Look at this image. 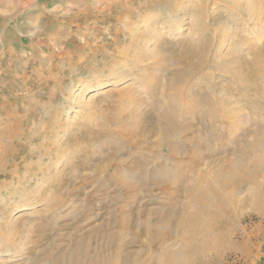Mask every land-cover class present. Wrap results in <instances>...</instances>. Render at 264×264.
I'll use <instances>...</instances> for the list:
<instances>
[{"label":"rangeland","instance_id":"obj_1","mask_svg":"<svg viewBox=\"0 0 264 264\" xmlns=\"http://www.w3.org/2000/svg\"><path fill=\"white\" fill-rule=\"evenodd\" d=\"M188 43L204 44L197 63H205L196 72L177 60ZM254 58L264 63V0H0V264H50L51 257L59 263L62 254L81 255L83 238L105 222L111 228L97 231L92 246L107 257L114 248L103 244L118 234L121 216L133 227L165 217L173 238L164 246L178 254L182 238H193L178 254L192 264H264V170L237 189L231 182L219 189L214 220L201 218L206 225L193 237L188 227L179 236L172 230L185 203L188 213L196 204L178 181H172L179 188L172 199L157 188L127 192L114 180L127 175L130 163L143 166V143L132 145L126 133L151 123L150 107L164 105L174 84L187 96L178 105L182 111L194 103L198 115L209 96L223 118L230 115L228 132L222 119L205 127L191 115L181 118L194 122L195 138L208 133L205 152L235 146L249 128L264 132V79L249 77ZM235 69L249 74L243 80L251 89L226 74ZM259 145L255 153L262 155ZM231 149L214 151L212 161L203 157L199 168L213 174L224 162L221 153L233 159ZM137 176L125 181L138 185ZM127 230L112 243L130 240ZM129 250L141 253L140 264H166L156 246L119 251Z\"/></svg>","mask_w":264,"mask_h":264},{"label":"bare ground","instance_id":"obj_2","mask_svg":"<svg viewBox=\"0 0 264 264\" xmlns=\"http://www.w3.org/2000/svg\"><path fill=\"white\" fill-rule=\"evenodd\" d=\"M231 8H234L237 10V6L234 3H231ZM246 16H248V18H253L252 15L251 16L246 15ZM189 43H192V42H189ZM189 43L187 45H185L184 48L178 53L177 60L187 61V64H189V65H188V68L185 67L186 70H191L192 68H195V72H196L197 70L201 69L203 64L205 63L204 62L201 65H198L199 62L197 63V61H201L202 57H204V55L206 54L204 49H203L204 44H200V45L195 44L194 45V44H189ZM253 50H254V48H253ZM254 53H255V55H257L258 51L255 50ZM253 57H254V55H253ZM154 58H156V56H154ZM156 62L158 63V61H156ZM161 62H160V64H162ZM248 65L251 66V68H252V71L250 70L251 71L250 76H249V74L244 73L241 70H239L240 68L235 69V71H234L235 75L232 73H229V72H227L226 74L231 75L236 80L240 81L242 84L250 87L249 89H251L252 85H250V83L245 82V80H243V79L245 77H248V76L252 77V78H257L258 76H260V77L263 76V79H264V66H263L264 63L262 64L259 59L254 58L253 60H251V62L250 61L248 62ZM183 70L184 69H181L178 71V74H180L179 78L180 79L183 78L182 81H184L188 77L187 76L184 78V75H182ZM193 72H194V70H193ZM171 86H173V85H171ZM171 86L167 87V88H170V90L168 89V91L166 92L167 94L169 93L168 96H170V98L169 99H163L164 105H162L161 107H160V105H153L150 107L149 110H151V112H152V116H151L152 120H151V123L149 125H144V126L142 125V128H140L141 125L136 124L135 126H132L133 128L130 127L132 129H131V131H129V133L127 132V130H125L127 132L126 133V139L128 141H130L132 145L137 146V142L143 143L140 146L142 148L141 151L145 152V154L143 155L144 160H142L143 157H141L143 164H140V166L141 165H143V166L141 168L139 167L137 169V168H135L136 166L133 163H130L128 165V171L126 172L127 175L124 174V175H126V179H125L124 175L117 173V174H115L114 180L120 186L125 188V190L127 192H130V191L136 192V191L142 190L144 188H157L160 191H165L166 193L168 192L171 198L175 197L177 195L178 189H179L178 187L175 188L174 186H172L173 185L172 181H174L175 183L178 181V183L180 185H183V190L185 191L186 196L188 197V202L194 201L196 203L195 204L196 206L193 204V206H192L193 211L191 213H188L186 211V207H188L189 204L184 202L185 205L177 213V215L174 216L175 218L173 219V221L175 224H174V229H172V230L176 231L177 232L176 235H178V234H181L182 226H185V227H188V229L191 233V236L193 237V234H195L197 232L198 228L201 226H204V224L206 223V222L201 223V218L205 217L207 222L210 220L211 221L214 220V219H211L212 218L211 216L213 215V212H212L213 210L211 208H213L215 206V204L217 203L218 199L216 198V196H217V192L219 191V189L227 186L229 184L228 182H231L230 187H232L233 189H237L245 179L246 180L248 179L247 177H249V175L251 173H257V172L259 173V172H262L264 170V156H263L264 154H262V155L256 154L260 151L259 150L258 152H256L258 149H263V148H261L259 143H264V132H261V131L259 132L258 129H257L258 131H255V129H252V128H249L247 130V132L244 131V134L241 133L243 135V136L241 135V141L238 143H236V141H235L236 144H235V146L231 147L232 149L230 147L225 146L226 150L227 149L233 150V153L235 155V156H233V159H231L228 156H224L223 153H221L222 155H220V157L222 158V160L224 159L223 160L224 162L220 168L218 166V170L216 169V171L213 174L211 172H209V170L207 171V169L202 170L199 168V165L202 162L203 157H208L210 159L211 156L215 153L214 151H216L217 149L211 146L210 150L205 152V149L208 148L205 144L206 142H208L207 140L209 139L208 133H207L208 136L207 135H203V136L201 135V136L195 138L194 134H195L196 129H195L194 122L190 121V118H189V120H184L181 118L184 115H189V116L191 115V118L193 120L198 118L200 120L205 121V124H206L205 127L214 126L216 124L215 122L218 119H222L223 121L224 120L227 121L225 123L227 125L225 130L228 132V131H230V127H228V122H230V120H228V118H230V115H228V117L226 116V118H223L222 117L223 116V109L221 107H219V108L218 107L217 108L211 107L210 106L211 99L209 96H208V99L206 98L205 101L201 102L203 108L199 111L198 115H197V106L194 103H190V105L188 104L189 106L186 105L187 109H185V110L183 109L184 111H182V108L179 107L178 105L180 102L184 103V99H185L186 95H185V93L181 92V88L175 87L176 86L175 84H174V87H171ZM175 92H177V95H175ZM186 99H188V98H186ZM234 114H235V111H234ZM149 121H148V123H149ZM146 122H147V120H146ZM123 133H125V132H123ZM178 138L179 139L185 138V140H184L185 145H182L181 140L178 141L179 140ZM219 148L220 147H218V149ZM225 149H223V150H225ZM217 151H216V153H217ZM219 151H221V149ZM227 158H229V159H227ZM133 159H135V158H133ZM141 160H139V161H141ZM210 160L212 161V159H210ZM148 165H149V167L151 165V167L149 168ZM219 165H220V163H219ZM170 169L173 170V172L169 171ZM213 171H214V169H213ZM240 171H241V173L243 172V176H241V175L239 176ZM171 173H173V175ZM135 175L136 176L138 175L141 178V180L139 182L140 184H138V182H137L138 185L131 184L132 182L128 183L127 179L130 176L134 177ZM127 176H129V177L127 178ZM150 177H153L154 179L151 180L152 178H150ZM220 177H222L221 182L217 183L218 180L220 181V179H219ZM164 179H166L168 181H164ZM229 179H230V181H229ZM125 180H127V181H125ZM169 181L171 182V184ZM205 183L209 184V185L204 187ZM225 188H227V187H225ZM231 191H233V190L231 189ZM220 192H222V191H220ZM220 192H218V193H220ZM223 194H224V192H223ZM136 195H137V193H136ZM227 195H228V197L227 196H225V197L229 198L231 196V193L230 194L227 193ZM220 196L221 195H219L218 198H221ZM219 204L217 203V205H219ZM103 205H106V204H103ZM124 209L126 210V208L123 207V210ZM221 211L222 210H220V209L218 210V212H221ZM121 212H123V214L125 213L124 211H121ZM127 212H128V210H127ZM142 213H143V211H141V214ZM120 216H121V214H120ZM135 216H134L135 218H138L137 213L135 214ZM214 217L215 216H213V218ZM220 217L221 216H219V218ZM140 218H141V216H140ZM219 218L216 219L215 221L217 222L219 220ZM146 219H148V218H146ZM142 220L137 221L134 225L135 227H133V224L131 223L132 220L131 221L128 220L127 218H125V216H121L118 219V221H115V222H117L116 224H117V227H118L119 232H120V233L118 232V234L116 236L114 235V238H116V240H117V238L122 237L121 232L126 230V229H128V230L130 229L132 231L133 235H132L130 240H128V241H124L125 239L123 241L119 240V243L118 242L112 243V240L114 238L113 239L108 238L109 240H106V243H104L103 246L105 249L107 248L108 250L111 247L114 248L112 255H108L107 257H105L107 254L106 252H103V251L100 252L99 251L100 248L94 249V247L92 246V243H93L92 241H95L98 237L97 231H99L102 228L108 229V227L110 226V223L107 221L108 223L105 222L104 224H102V227H99V228L95 227L94 231L91 230L92 232H90L88 235H86L83 238V240H84L83 245H82L83 250H82L81 255H78V256H76V254L72 255L71 254L72 251L69 250L71 256L67 255V253L62 254V255L58 253L59 256L61 255L60 256L61 258H59V263L57 262L58 259H56V258L53 259L54 257L53 258L49 257L50 258L49 263L50 264H126L127 262H131L132 264H140L139 259L141 258V253L136 251L132 254H129L130 250L127 251V253L126 252L121 253V251H119L122 246H124V247L129 246L130 247V246H133L135 244H138V245L143 246L146 249L150 248L152 246H156V248H159L160 250H162V252H164L163 254H164V260L166 261L165 262L166 264H192L191 263L192 262L191 257H189L185 254H183V257H182V255H178V254H182L184 252V250H186L188 247L193 246V241H192L193 238H191L190 240L187 238H182V245L180 248L181 251L178 254L174 253L173 255H171L170 249L164 246V242L167 239H169L170 237L173 238L171 236L172 234H170V232L168 231V229L170 227L168 226L169 227L168 228L167 224L164 223L167 219H165V217H164V219H163L164 221L162 223H160V222L157 223L160 220L159 219L157 222L152 223V224L150 221H142ZM211 223H213V222H211ZM109 228H111V227H109ZM141 230H143V232ZM142 233L145 234V236H146V240L143 243H141V241H140V235ZM174 234L175 233H173V235ZM6 235H7V233H6ZM111 236H113V235H111ZM126 238H128V237H126ZM99 241H103V240H99ZM96 244L98 245V243H96ZM104 248H103V250H104ZM78 253L79 252H77V254ZM150 259L153 260L154 258L151 257ZM150 259H148V261H151ZM46 260H48V257ZM33 264H34V261H33Z\"/></svg>","mask_w":264,"mask_h":264}]
</instances>
